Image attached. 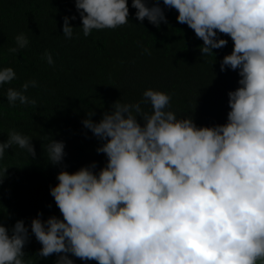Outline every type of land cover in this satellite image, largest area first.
Wrapping results in <instances>:
<instances>
[{"label": "clouds", "instance_id": "clouds-1", "mask_svg": "<svg viewBox=\"0 0 264 264\" xmlns=\"http://www.w3.org/2000/svg\"><path fill=\"white\" fill-rule=\"evenodd\" d=\"M131 0L137 21L167 24L164 9H174L178 23L202 41L201 57L232 41L219 68L235 71L237 87L227 92L226 121L197 126L191 115L178 116L171 95L151 87L133 102L112 103L93 121L81 120L99 142L103 166L92 162L73 172L62 166L63 141L48 136L42 155L60 165L49 194L60 217L37 212L25 225H0V264H31L25 257L30 236L41 245L39 258L56 255L53 264H264V0ZM84 37L93 30L129 23L128 0H74ZM62 17V35L74 28ZM29 44L21 32L7 51ZM144 52L151 54L145 48ZM47 64L52 55L42 56ZM17 79L12 67L0 68V85ZM8 87L10 106H35L26 93ZM139 117V121L138 118ZM32 138L15 129L0 142V159L13 146L35 157ZM8 167L0 169V178Z\"/></svg>", "mask_w": 264, "mask_h": 264}, {"label": "trees", "instance_id": "trees-1", "mask_svg": "<svg viewBox=\"0 0 264 264\" xmlns=\"http://www.w3.org/2000/svg\"><path fill=\"white\" fill-rule=\"evenodd\" d=\"M151 4L155 0H148ZM161 7L162 0H160ZM129 5V23L116 29L93 30L84 37L74 0H0V68L12 67L17 79L0 85V142L15 129L32 138L36 156L26 157L13 146L0 159V169L8 167L0 178V225L11 227L23 219L25 225L37 212L41 218L60 217L49 194V186L61 166L50 165L42 155L41 144L48 136L63 141L66 153L62 166L73 172L92 162L103 166L105 157L97 153L99 142L84 129L81 120L91 111L98 121L112 103L133 102L142 91L151 87L171 95L172 110L191 115L197 126H212L226 121L227 92L234 90L235 71L219 68L222 57L230 54L232 41L213 49L212 56L201 57L202 41L193 31L175 19L174 9L165 8L167 24L154 27L147 20L137 21L135 9ZM70 20L73 38L62 35V17ZM23 32L28 46L17 54L7 49L14 46V37ZM147 48L150 55L143 51ZM45 51L52 55V65L42 59ZM35 79L39 87L29 88L26 95L35 98V106H10L4 92L8 87ZM139 121V117L137 118ZM41 245L30 236L25 245V259L31 264H53L56 255L37 257ZM74 264H96L80 261Z\"/></svg>", "mask_w": 264, "mask_h": 264}]
</instances>
